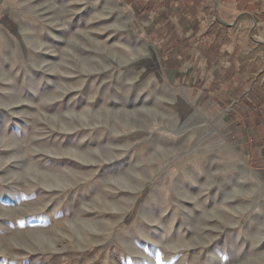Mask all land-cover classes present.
<instances>
[{
    "label": "rangeland",
    "instance_id": "obj_1",
    "mask_svg": "<svg viewBox=\"0 0 264 264\" xmlns=\"http://www.w3.org/2000/svg\"><path fill=\"white\" fill-rule=\"evenodd\" d=\"M230 124L124 0H0V264H264Z\"/></svg>",
    "mask_w": 264,
    "mask_h": 264
},
{
    "label": "crops",
    "instance_id": "obj_2",
    "mask_svg": "<svg viewBox=\"0 0 264 264\" xmlns=\"http://www.w3.org/2000/svg\"><path fill=\"white\" fill-rule=\"evenodd\" d=\"M164 67L225 112L264 171V0H124Z\"/></svg>",
    "mask_w": 264,
    "mask_h": 264
},
{
    "label": "snow or ice",
    "instance_id": "obj_3",
    "mask_svg": "<svg viewBox=\"0 0 264 264\" xmlns=\"http://www.w3.org/2000/svg\"><path fill=\"white\" fill-rule=\"evenodd\" d=\"M145 251H147V249H145ZM156 260H157L158 264H163V259H162L160 254H157ZM143 264H147V262L144 261Z\"/></svg>",
    "mask_w": 264,
    "mask_h": 264
}]
</instances>
